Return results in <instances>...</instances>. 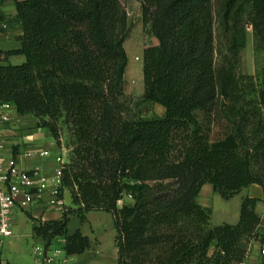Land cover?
<instances>
[{"label": "trees", "instance_id": "1", "mask_svg": "<svg viewBox=\"0 0 264 264\" xmlns=\"http://www.w3.org/2000/svg\"><path fill=\"white\" fill-rule=\"evenodd\" d=\"M136 1L157 42L143 51V101L161 106V117L125 118L120 0H14L13 16L0 11V36L20 43L0 49V106L32 115L58 146L59 126L69 134L61 190L73 208L32 235L45 249L63 238L68 256L81 255L90 241L79 230L68 234L69 216L85 223L88 213L104 212L117 264L243 262L241 238L258 224L260 200L243 199L236 225L211 227L197 198L204 185L225 201L251 185L264 192V92L243 66L245 25L255 51L264 50V0H223L219 62L213 0ZM17 56L24 62L8 63ZM125 196L131 203L119 208Z\"/></svg>", "mask_w": 264, "mask_h": 264}, {"label": "rangeland", "instance_id": "2", "mask_svg": "<svg viewBox=\"0 0 264 264\" xmlns=\"http://www.w3.org/2000/svg\"><path fill=\"white\" fill-rule=\"evenodd\" d=\"M21 1V0H19ZM0 11L6 16H13L14 14V0H1ZM121 6L127 15L126 38L124 49L127 54V68L125 71V90L122 97V103L125 107V118H153L161 117L164 114V109L159 105H152L143 101V51L146 48L156 45V40L152 35L149 24L144 23L141 5L136 0H120ZM214 17H215V38L217 49V60L221 59V53L224 51V43L226 34L221 27V8L223 0H213ZM246 27V47L244 51V72L254 78V88L256 92H264V50L259 49L255 51L254 33L250 24ZM9 30L8 28L5 31ZM12 30V29H11ZM15 31V27H13ZM0 48L9 49L18 46L17 37L9 36L5 39L4 35L0 36ZM19 43V42H18ZM13 65L18 64L17 59H12ZM262 115L264 119V107L262 108ZM59 146L56 141V152L63 161V168L69 164L71 156V149L69 147V134L65 126H59ZM212 132L218 137L224 130V125L220 123L212 125ZM226 128V125H225ZM228 128V125H227ZM50 139H46L43 143H50ZM52 154L54 150H50ZM65 203L69 205V197L66 196ZM198 200L204 206H207V211L210 214V226H219L222 224L236 223L237 218H231V209L238 202V199L227 202L222 200L217 194L213 193L212 187L206 185L202 188ZM206 202V203H205ZM125 203H131V199L125 196L122 201L118 202V207H122ZM256 211V210H255ZM230 212V214H229ZM235 213V212H234ZM258 216V224L250 232H246L241 238V246L246 249L244 262L250 264L255 258H258V251L256 249L257 243H264V200ZM90 225L93 227L95 235L103 240L111 239V234L114 228L111 222V216L104 212H91L88 216ZM237 224V223H236ZM233 224V225H236ZM110 225V227H109ZM32 221L26 214L20 210L15 211L12 232L14 244L7 250L2 249L1 258L4 264H34L33 249L36 245L42 246L43 243L39 239L33 240L31 237ZM80 227V222L77 218L70 219L68 230L74 231ZM109 229L111 231H109ZM105 230V232H103ZM84 232L92 238L88 227L84 228ZM59 247L60 244H55ZM215 248L212 247L209 251V257L213 255ZM6 261V262H5Z\"/></svg>", "mask_w": 264, "mask_h": 264}, {"label": "crops", "instance_id": "3", "mask_svg": "<svg viewBox=\"0 0 264 264\" xmlns=\"http://www.w3.org/2000/svg\"><path fill=\"white\" fill-rule=\"evenodd\" d=\"M4 37L5 39H8L5 35ZM17 44L18 46L15 45L14 48H9V49L0 48V49L4 51L15 50L18 49L20 46V43L17 42ZM12 59H17L18 64L24 62V58L22 56H17V57L9 58L8 63L12 62ZM10 64L13 65V63ZM9 117L10 119H12L10 124L3 125L0 130V135L4 139V142L6 144V149L4 151L5 158L6 159L10 157L14 158L17 161L18 166L25 170H32L37 168L45 176H51L52 174H54V172L59 167L58 159H60V157L56 152V144L53 138L51 137V135L46 130L43 129L39 130L36 128V120L32 115H23V116L18 115L15 109L12 107V110L9 112ZM46 139H50L51 142L44 144L43 142ZM50 150H54L55 153L52 154ZM29 151H47L48 156L45 158L27 159L25 157V154ZM66 196L69 197V201H70L69 205L65 203L66 211H67L68 208H73V206L71 204L69 192L64 191L63 197L65 198ZM246 197L257 198L260 200V202L256 206V211L257 213H259V210L261 209L264 200L263 189L258 185H251L248 188L242 190L234 198L227 201L230 203V201L234 199H238V202L233 207L234 209H231V214L229 212L231 218L234 217L237 218L236 223H238L239 221L241 203L243 199ZM197 203L204 209H208L207 206H204L199 202L198 198H197ZM20 211L24 212L26 216L28 215L30 216V218L29 217L28 218L32 221L33 227L37 226L39 222L60 220L63 215V213L61 212H56L54 210L47 209L42 203L34 204L32 207ZM90 213L86 215L85 223H81L76 215L69 216V222L72 217H75L79 220L80 227L74 231L68 230V234L71 235L75 231L79 230L82 233V235L86 236L90 241V248L81 255L70 256L69 264H117L118 254L115 244L116 231L113 226L112 217H111V222L114 228V232L111 234L112 238L103 240L95 235L96 233L93 231V227L90 225V221L88 218ZM236 223H231V224L233 225ZM85 227H88L89 232L92 235V238L84 232ZM109 231L111 230L109 229ZM103 232H105V230H103ZM13 236L14 235H12L10 238H8L5 241L4 243L5 250H7V248H11L12 245L14 244ZM31 237L33 240L39 241V239L33 237L32 230H31ZM64 243L65 240L63 238H58L52 242V246L54 247L55 244L64 245ZM33 257H34V264H42L40 258L38 257L36 258L34 253H33ZM0 264H4L2 258L0 260Z\"/></svg>", "mask_w": 264, "mask_h": 264}, {"label": "built area", "instance_id": "4", "mask_svg": "<svg viewBox=\"0 0 264 264\" xmlns=\"http://www.w3.org/2000/svg\"><path fill=\"white\" fill-rule=\"evenodd\" d=\"M12 106H0V125L10 124L9 112ZM6 144L0 135V260L5 241L13 235L12 224L15 211L25 210L34 204L42 203L49 210L64 213L66 205L63 197L62 170L63 161L58 159L59 167L51 176H45L39 169L25 170L18 166L17 161L4 156ZM47 151H29L25 154L27 159L45 158ZM130 198V197H129ZM258 258L250 264H264V243H257ZM36 258L42 264H69V258L63 245L47 249L37 245L33 249ZM237 264H247L240 262Z\"/></svg>", "mask_w": 264, "mask_h": 264}]
</instances>
